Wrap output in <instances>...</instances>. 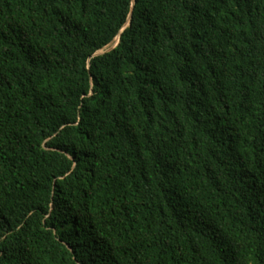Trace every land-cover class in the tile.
Here are the masks:
<instances>
[{
    "label": "trees",
    "instance_id": "1",
    "mask_svg": "<svg viewBox=\"0 0 264 264\" xmlns=\"http://www.w3.org/2000/svg\"><path fill=\"white\" fill-rule=\"evenodd\" d=\"M0 264H264V0H0Z\"/></svg>",
    "mask_w": 264,
    "mask_h": 264
},
{
    "label": "rangeland",
    "instance_id": "2",
    "mask_svg": "<svg viewBox=\"0 0 264 264\" xmlns=\"http://www.w3.org/2000/svg\"><path fill=\"white\" fill-rule=\"evenodd\" d=\"M116 45V42H114L113 44L109 45L108 47H106L105 49L101 50L98 54H104L106 52H109L111 49H113Z\"/></svg>",
    "mask_w": 264,
    "mask_h": 264
},
{
    "label": "water",
    "instance_id": "3",
    "mask_svg": "<svg viewBox=\"0 0 264 264\" xmlns=\"http://www.w3.org/2000/svg\"><path fill=\"white\" fill-rule=\"evenodd\" d=\"M115 42H116V45H115V47L113 49H115L119 45L120 37H118ZM113 49H111V50H113ZM98 55H100V54L97 53L95 56H98Z\"/></svg>",
    "mask_w": 264,
    "mask_h": 264
}]
</instances>
